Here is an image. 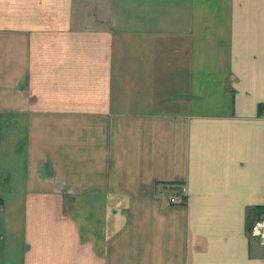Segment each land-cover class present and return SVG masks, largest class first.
<instances>
[{"label":"crops","instance_id":"0c3cea01","mask_svg":"<svg viewBox=\"0 0 264 264\" xmlns=\"http://www.w3.org/2000/svg\"><path fill=\"white\" fill-rule=\"evenodd\" d=\"M261 103L264 0H0V264H264Z\"/></svg>","mask_w":264,"mask_h":264},{"label":"built area","instance_id":"2783aa9c","mask_svg":"<svg viewBox=\"0 0 264 264\" xmlns=\"http://www.w3.org/2000/svg\"><path fill=\"white\" fill-rule=\"evenodd\" d=\"M186 195V187L181 186V193L173 195L170 200L172 203H183ZM250 235L256 237L260 243L264 244V212L260 215L258 219L252 224Z\"/></svg>","mask_w":264,"mask_h":264},{"label":"trees","instance_id":"16d2710c","mask_svg":"<svg viewBox=\"0 0 264 264\" xmlns=\"http://www.w3.org/2000/svg\"><path fill=\"white\" fill-rule=\"evenodd\" d=\"M263 108H264V104L261 103L259 105V111L262 112L263 111ZM3 205V200H0V206ZM264 212V210H261L259 207H256L255 208V217H254V221L256 219H258L260 217V215ZM254 221L252 222V224L254 223ZM252 224L249 226V234H250V230H251V227H252Z\"/></svg>","mask_w":264,"mask_h":264}]
</instances>
